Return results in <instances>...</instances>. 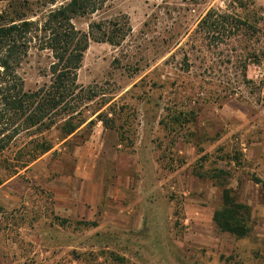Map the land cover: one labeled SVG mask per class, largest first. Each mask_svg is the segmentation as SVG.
Segmentation results:
<instances>
[{
	"label": "rangeland",
	"instance_id": "obj_1",
	"mask_svg": "<svg viewBox=\"0 0 264 264\" xmlns=\"http://www.w3.org/2000/svg\"><path fill=\"white\" fill-rule=\"evenodd\" d=\"M67 1H0V15ZM209 10L262 31L213 44L195 32ZM121 15L129 36L90 42L77 72L100 93L84 114L109 112L114 130L96 122L17 173L4 167L28 138L0 154V264H264V0H109L72 22ZM48 63L29 53L26 88ZM223 187L251 208L244 238L213 225Z\"/></svg>",
	"mask_w": 264,
	"mask_h": 264
},
{
	"label": "trees",
	"instance_id": "obj_2",
	"mask_svg": "<svg viewBox=\"0 0 264 264\" xmlns=\"http://www.w3.org/2000/svg\"><path fill=\"white\" fill-rule=\"evenodd\" d=\"M0 1L27 10L32 2L39 0ZM55 1L46 0V5ZM108 1L69 0L41 13L35 20L16 9L0 15V154L13 147L18 139L28 138L14 151L13 162L5 165L4 169L10 173L25 169L51 151L55 141L64 144L71 135L85 141L96 122L114 130L115 119L108 117L109 112L96 109L91 115L94 118L84 114L88 103L100 93L92 86L79 84L77 72L90 42L119 46L129 36L132 28L128 17L121 15L92 22L87 31L78 30L72 22L96 13ZM243 30L262 31L260 27H248L245 20L234 15L209 10L198 22L195 32L217 45ZM32 50L46 52L49 63L41 69L46 80L28 89L20 68ZM253 57L256 64L264 61V43ZM107 102L104 99L102 106ZM53 131L57 134L55 139L48 137ZM119 141L123 142L122 137ZM251 216L249 205L238 201L230 188L223 187L221 205L212 215L214 227L221 233L244 238L252 230Z\"/></svg>",
	"mask_w": 264,
	"mask_h": 264
},
{
	"label": "crops",
	"instance_id": "obj_3",
	"mask_svg": "<svg viewBox=\"0 0 264 264\" xmlns=\"http://www.w3.org/2000/svg\"><path fill=\"white\" fill-rule=\"evenodd\" d=\"M96 126H98V124H96ZM74 137V135H71L70 137H68L66 140H70L71 138H73Z\"/></svg>",
	"mask_w": 264,
	"mask_h": 264
}]
</instances>
